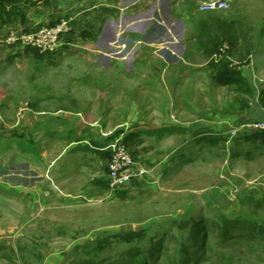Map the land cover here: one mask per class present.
Listing matches in <instances>:
<instances>
[{
  "label": "rangeland",
  "instance_id": "1",
  "mask_svg": "<svg viewBox=\"0 0 264 264\" xmlns=\"http://www.w3.org/2000/svg\"><path fill=\"white\" fill-rule=\"evenodd\" d=\"M121 1L55 0L51 5V0H44L49 15L43 12L42 4H37L34 17L48 18L40 26L62 20L71 26L63 41L65 46L54 53H37L20 45L9 47L0 41V264H91L99 252V264H129L127 252L132 254L134 250L129 249L133 247L140 248L141 252L136 253L146 264H264V144L243 140L237 144L238 136L229 134L242 123L261 119L250 118L240 124L220 121L227 117L229 100L237 104L234 112L253 107L256 99L244 86L241 92L235 86L205 87L203 92L190 85L181 86L177 94H171L173 102L168 106L173 123L188 132H178L175 143L172 135L145 138V145L138 146L140 156L135 157L136 168L143 174L116 190L88 188L72 197L56 186L55 197L44 199L41 187L46 184L37 182L35 172L46 175V170L30 151L34 132L27 113L44 111L54 117L63 109L93 110L100 106L79 104L75 99L83 91V79L88 78L84 70L95 59L90 58V52L99 37L104 36L103 21L96 22L100 18L97 10L99 6H121ZM251 1L242 0L240 7L253 15ZM231 12L232 5L224 11L225 15ZM34 24L23 31L40 27ZM89 25L93 32L101 26L95 40L81 34ZM121 34L107 39L109 45L104 49L110 51L109 55L114 52L120 60L122 55L123 62L129 65L134 48L143 40L133 38L126 45ZM5 35L0 33V40ZM225 43L229 45L233 68L241 71L249 54L237 57L226 40L218 49ZM212 57L211 62L215 63ZM122 99L114 105L121 112L129 108L123 103L126 98ZM160 101L154 95L153 101H145L147 112L150 111L146 115L138 104L139 119L130 127L166 123L163 116L167 106ZM213 105V124L203 126L201 118ZM93 116L94 113L90 118ZM199 121L198 128L206 133L203 137L219 140L206 141L204 145L194 143L186 126ZM110 122L123 123L118 129H129L122 116ZM253 132L241 131L239 136ZM180 141L182 148L169 153L173 144ZM176 154L186 156L181 159L183 162L180 157L173 160ZM129 231H142L143 236L132 242L116 236ZM106 239L109 242L104 250L97 249Z\"/></svg>",
  "mask_w": 264,
  "mask_h": 264
},
{
  "label": "crops",
  "instance_id": "2",
  "mask_svg": "<svg viewBox=\"0 0 264 264\" xmlns=\"http://www.w3.org/2000/svg\"><path fill=\"white\" fill-rule=\"evenodd\" d=\"M54 1L51 0L52 3L49 4L53 5ZM179 1L122 0L121 6L110 5L105 9L99 6L96 14L100 18L96 22L103 21L104 36L99 37L90 52V58L94 56L95 59L84 70L88 78L83 79L81 84L83 91L75 101L79 104L100 106L93 107V110L88 107L70 111L63 109L62 113L55 111L59 114L54 117L44 111L27 113L31 120L30 130L34 132L30 151L33 157L37 156L46 170V175L35 172L38 174L37 182L46 184L41 187L45 200L55 197L56 186H59L67 197L87 192L88 188L103 191V188L107 187L105 182L112 145L117 141L127 140L135 156H140L138 146H144L145 138L148 137L161 139L172 135L175 143L178 132H188L180 127L181 125L173 123L170 118L171 107L168 106L173 102L171 94H177V89L181 86L185 88L190 85L201 92L205 87L235 86L241 92V87L249 84L253 90V98L256 99L253 107L250 110L234 112L237 104L229 100L227 101L229 110L225 115L227 117L220 121L240 124L250 118H264V106L258 99L264 88V0L251 1L253 15L244 12L240 7L242 0H230L233 12L226 15L224 11H200L198 9L200 0L192 3L186 0ZM37 4H42L43 12L50 14L44 0H26L21 5L25 19L19 17L13 24L0 26V33L7 34L10 28L23 31L34 23L37 26L43 24L44 20L48 19L46 15H42L41 20L34 17L37 12L34 7ZM167 16L169 18L165 20ZM85 28L81 33L84 38L97 39L96 35L100 33L101 26L95 28L94 32L91 31L90 25ZM118 33H122L126 45L130 44L133 38L143 40L141 45L134 48L132 64L126 65L122 55L120 60L113 51V55H109L110 51L104 49L109 45L106 40L118 37ZM223 40L231 44L237 57L249 54L246 60L248 63L240 69L241 71L238 70L239 76L225 79V84L221 83L225 76H222L211 62L212 56L216 54L217 45ZM182 73L185 75L182 76ZM259 87L260 90H256ZM153 95L159 97V101L162 100L159 104L164 101L167 106L163 116L166 123L131 128L133 121L139 119L136 115L140 113L139 106L144 115L150 113L147 112L145 101H153ZM122 98H126L123 103L129 108L121 112L115 109L114 105L122 101ZM232 103L233 108L230 107ZM92 113L95 116L90 118ZM208 113L211 117H208ZM214 113V105L208 106L207 116L201 118L203 126L213 124ZM121 116L129 129H118L123 123L110 122L113 118L121 119ZM199 124L200 121L191 123L186 128H190V137L194 143L197 141L198 145H204L208 140H203L206 133L198 128ZM23 125L27 124L23 122ZM205 130L207 131V128ZM180 143L181 141L173 144L174 147L169 153L180 150L182 148ZM208 144L210 145L208 142L206 147ZM192 146L193 143L189 145L188 152ZM178 157L180 156L176 154L173 160ZM184 157L186 156H181L180 161ZM76 169H79L77 173Z\"/></svg>",
  "mask_w": 264,
  "mask_h": 264
},
{
  "label": "built area",
  "instance_id": "3",
  "mask_svg": "<svg viewBox=\"0 0 264 264\" xmlns=\"http://www.w3.org/2000/svg\"><path fill=\"white\" fill-rule=\"evenodd\" d=\"M231 6L230 0H200L198 9L202 12L225 11ZM71 31V26L66 20H62L54 25H43L34 31H22L11 28L1 39V43L9 47L20 45L35 48L40 52L54 53L63 46V41ZM228 44H223L219 52L215 54L218 61L223 58L231 59ZM264 130V119L253 120L240 124L229 131L233 136H237L241 131ZM143 170L136 168V160L132 156L127 145L123 141H117L112 145L111 158L109 161L108 181L112 190H116L129 185L136 177L143 174Z\"/></svg>",
  "mask_w": 264,
  "mask_h": 264
},
{
  "label": "trees",
  "instance_id": "4",
  "mask_svg": "<svg viewBox=\"0 0 264 264\" xmlns=\"http://www.w3.org/2000/svg\"><path fill=\"white\" fill-rule=\"evenodd\" d=\"M26 2V0H0V26H4V25H9V24H13L15 22L16 19H18L19 17H21L22 19H25V15L23 14V10L21 5ZM24 48H28V49H32L34 51H36L37 53L39 52L37 49L35 48H31L28 46H25ZM216 53L219 52L220 48L218 49V45L216 48ZM230 55V53H229ZM213 65H215L218 68V71L220 74H222V76H225V78L221 81L222 84L226 83L225 79H233V78H237L238 72L235 68H233V66L231 65V60L228 58H223L220 59L218 61H216L215 63H212ZM247 84V82H244ZM244 88H246V92L250 93V95L253 96V90L251 88V86H249V84L245 85ZM259 102L261 103L262 106H264V88L261 90L260 95H259ZM237 144L241 143L243 141L246 142H251V143H261L264 144V130H257L253 133H248V134H242L239 136V134L237 135ZM203 140H208L210 143L211 142H215L219 139H217V137H213V136H207L205 138H203ZM124 143L127 145L128 149L130 150L132 156L135 158V153L131 150L129 142L127 140L124 141ZM111 158V157H110ZM108 173H109V166H108ZM105 185L110 188L109 186V181L107 179V182H105ZM225 226V224H224ZM117 237L121 238L124 241L127 242H132L134 239L138 238V237H142L143 236V232L142 231H129V232H125L122 234H118L116 235ZM109 241L106 239L103 242L99 243L97 246V249L100 248L101 250H104V248L106 246H104L105 244H107ZM133 251V255L130 254L129 252H127L128 256L130 255V261H128L129 264H146L147 262L145 261V259H141L138 253L136 252H141L140 248H134L133 249H129V251ZM130 251V252H131ZM102 252H99V254L101 255ZM137 254V255H136ZM151 254H154V251H151ZM100 255L96 256H92L93 259L91 261V264H99L100 260L99 257ZM135 258V259H134ZM99 260V261H98ZM127 261H122L120 264H126ZM108 264H118V263H112L109 262Z\"/></svg>",
  "mask_w": 264,
  "mask_h": 264
}]
</instances>
